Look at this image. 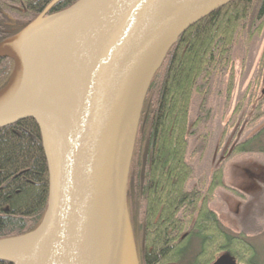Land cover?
I'll list each match as a JSON object with an SVG mask.
<instances>
[{"label": "water", "instance_id": "1", "mask_svg": "<svg viewBox=\"0 0 264 264\" xmlns=\"http://www.w3.org/2000/svg\"><path fill=\"white\" fill-rule=\"evenodd\" d=\"M0 42L14 61L0 128L34 118L49 201L34 230L0 238L12 264H141L128 183L151 82L181 34L233 0H78ZM211 264H241L229 252Z\"/></svg>", "mask_w": 264, "mask_h": 264}, {"label": "trees", "instance_id": "2", "mask_svg": "<svg viewBox=\"0 0 264 264\" xmlns=\"http://www.w3.org/2000/svg\"><path fill=\"white\" fill-rule=\"evenodd\" d=\"M51 1L0 0V42L31 23ZM77 1L59 0L51 12ZM263 30L264 0H233L181 34L156 72L140 120L139 180L134 183L131 169L128 183L141 264H211L225 252L241 264H264L249 235L232 232L219 212L210 209L217 195L203 198L193 187L194 158L206 157L216 135L211 120L214 94H226L227 109L236 86V62ZM13 70V60L0 58V89ZM259 70L235 105L232 118L241 115L235 131L224 147L214 144L222 158H218L221 165L214 173L211 193L215 188L234 190L225 183V166L231 158L251 153L254 163L264 164L258 159L264 156V125L243 140L244 129L239 131V126H252L264 116V58ZM221 85L226 87L224 92L215 90ZM248 107H252L250 114ZM224 127L226 134L229 122ZM182 166L184 194L178 189L177 176ZM48 201V161L38 122L27 117L1 127L0 238L37 228ZM0 264L12 263L0 260Z\"/></svg>", "mask_w": 264, "mask_h": 264}, {"label": "rangeland", "instance_id": "3", "mask_svg": "<svg viewBox=\"0 0 264 264\" xmlns=\"http://www.w3.org/2000/svg\"><path fill=\"white\" fill-rule=\"evenodd\" d=\"M262 58H264V30L249 48H245V50L242 51L240 58L236 62V86L234 92H232L231 100L228 102L227 109L226 98L224 96L226 94H214V101L212 103L214 109L212 111L213 116L211 120L212 122L214 121L213 134L216 135L211 139V144L213 146L220 142L224 147L227 140H229L231 134L238 126L239 116L241 115L237 114L232 118L235 112V105L238 104L237 101H240L241 97H243L250 82L254 80L260 72L259 65ZM216 89L224 92L226 87L225 85H221L215 88V90ZM247 112L249 114L252 113V107H248ZM249 114L246 119L249 118ZM228 122L229 129H227V133L224 134L226 130L224 125ZM262 125H264V116L252 126H239V131L244 129L240 139L243 140L256 133ZM223 135L226 136L222 138L221 136ZM208 155L209 152L206 157H208ZM253 156L254 155L251 153H246V155L235 156L229 160L228 166L225 169V183L234 190L240 191L242 195L235 193L236 191L234 190L220 188L217 190L216 200L212 204V207L216 208L219 212L222 223L229 230L234 233L245 232L249 235V238L257 247V258L264 262V189L259 190L264 184V172L256 168L252 160L255 158ZM262 156L263 155L258 158L260 161H264V156ZM218 158H222V156ZM258 174L259 177L261 176L259 179L257 178ZM193 182L195 185V182H197L196 178L193 179ZM244 196L248 197V199L245 200ZM214 205H216V207H214ZM166 264L176 263L170 261Z\"/></svg>", "mask_w": 264, "mask_h": 264}, {"label": "flooded vegetation", "instance_id": "4", "mask_svg": "<svg viewBox=\"0 0 264 264\" xmlns=\"http://www.w3.org/2000/svg\"><path fill=\"white\" fill-rule=\"evenodd\" d=\"M52 1H54V0H52ZM58 1L59 0H57L53 4V6ZM49 4L45 7V9L41 13H39V15L42 14L46 10V8L49 6ZM53 6L50 8L49 13H53V12H51ZM141 135H142V125L140 126V124H139L135 148H134V153H133V158H132V163H131V169H132L134 183L138 182V180H139V177H138L139 162H138V160H139L140 148H141V145H140L141 143H139ZM208 152H209V157L199 156V158H197L193 161L194 166H195L194 172L196 174V180H197V182H195V185L193 187L196 189V191H197L196 193H198L199 195H202L203 198H207L209 196H212L213 194L217 195V188H215L214 193L213 192L211 193V189H212V185L214 182V173L218 170V167L221 165L218 161L217 146H214V147L211 146L210 151L208 150ZM254 165H256L257 169L262 170L264 172V164L254 163ZM227 166H228V163H226L225 169ZM182 167L183 168H180L178 170L177 176H178V186H179L178 189L180 190L181 194H184V192H185L184 166H182ZM131 169H130V173H131ZM251 177H252V175H251ZM257 178L259 179V178H261V176L259 177V174H258ZM262 189H264V184H263V187L260 188L259 190H262ZM247 199H248V197H245V200H247ZM181 202H182V200H181ZM214 202L215 201H210L209 205H210L211 210L216 211V208L212 207V204ZM135 207H137V205H135ZM214 207H216V205H214Z\"/></svg>", "mask_w": 264, "mask_h": 264}]
</instances>
